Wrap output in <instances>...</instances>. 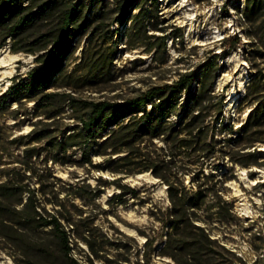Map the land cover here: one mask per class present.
<instances>
[{
    "label": "trees",
    "instance_id": "obj_1",
    "mask_svg": "<svg viewBox=\"0 0 264 264\" xmlns=\"http://www.w3.org/2000/svg\"><path fill=\"white\" fill-rule=\"evenodd\" d=\"M103 1L0 0V48L36 55L34 66L24 75L14 76L0 94V113L16 104L13 117L40 116L31 121L27 144L44 143L43 148L25 147L20 160L23 172L12 169L0 179V238L29 264H61L65 259L69 264H82L70 255L71 233L96 258L101 257L93 230L75 229V213L64 206L60 190L52 189L47 196L42 184L34 185L33 178L39 179L32 158L44 151L43 160L50 158L52 163L125 175L150 170L167 185L170 202L161 253L180 264H221L228 249L211 236L206 225L221 222V215L232 211L216 187L226 178L216 179L215 172H205L204 167L217 169L213 160L219 156H228L242 166L262 165L256 151L244 149L255 141L264 142V86L258 87L256 80L248 85L246 96L253 106L236 136H227L233 132V124L225 116L224 93L214 88L219 67L211 59L198 69L181 72L171 82L121 98L81 97L70 85L58 89L56 83L75 49V37L86 34L89 22L104 18L103 6L97 8ZM114 1L117 20L124 22L136 0ZM134 8L138 11L130 19L134 25L140 20L145 31L150 13L137 5ZM157 10L156 6L155 14ZM243 17L254 26L250 34L255 39L254 50L264 61V0H245ZM239 41L234 36L232 47ZM99 62L94 61V76L107 61ZM29 101L33 102L31 110L20 111ZM155 139L164 145L158 146ZM69 151H78L80 157L69 158ZM94 155L101 156L102 162H94ZM189 173L190 186L183 180ZM85 186L93 196L99 195L96 187L91 189L89 183L79 184V180L67 183L66 194L75 190L72 195L81 198L83 194L77 191ZM118 186L125 192L124 185Z\"/></svg>",
    "mask_w": 264,
    "mask_h": 264
},
{
    "label": "rangeland",
    "instance_id": "obj_2",
    "mask_svg": "<svg viewBox=\"0 0 264 264\" xmlns=\"http://www.w3.org/2000/svg\"><path fill=\"white\" fill-rule=\"evenodd\" d=\"M135 5L150 13L145 31L140 20L134 25L130 19L138 11ZM100 6L105 11L104 18L89 22L86 34L75 37V49L56 83L58 89L70 85L81 97L121 98L154 84L171 82L181 72L198 69L211 59L219 67L214 88L224 93L225 116L233 124L234 130L227 136L237 135L253 106L246 96L248 85L256 80L258 87L264 86V61L256 55L255 39L250 35L254 26L243 17L245 0H136L124 22L117 20L119 10L114 0H104L97 8ZM234 36L240 41L232 47ZM35 56L12 52L8 46L0 48V92L14 76L24 75L34 66ZM103 59L107 61L104 68L94 76V61L100 63ZM32 105V101L25 102L20 111L28 113ZM15 106L0 113V179L12 169L23 172L20 160L25 147H44L41 142L27 144L26 137L33 127L31 121L40 116L25 114L24 119H17L13 117ZM155 142L164 145L161 140ZM244 150L256 151L262 165L242 166L228 156H219L213 160L217 169L204 167L205 172H215L216 179L226 178L216 187L232 211L231 215L223 213L221 222L206 225L211 236L228 249L221 256V264H264V142L255 141ZM44 155L43 151L32 158L39 179L33 178L34 185L42 184L47 196L52 195V189L60 190L64 206L75 213V229L93 230L101 256L96 258L71 233L72 257L82 264H180L161 253L170 202L167 185L159 177L150 170L125 175L52 163L50 158L44 161ZM68 157L77 159L80 153L69 151ZM93 161L100 163L102 157L94 155ZM191 175L183 176L188 186ZM77 180L79 184L89 183L91 189L96 187L99 195L93 196L88 186L77 191L83 194L81 198L72 195L75 190L66 194L67 183ZM119 184L125 186V192H121ZM46 206L51 208V204ZM80 209L82 214L78 215ZM0 264L29 263L0 238ZM61 264L69 263L65 259Z\"/></svg>",
    "mask_w": 264,
    "mask_h": 264
},
{
    "label": "water",
    "instance_id": "obj_3",
    "mask_svg": "<svg viewBox=\"0 0 264 264\" xmlns=\"http://www.w3.org/2000/svg\"><path fill=\"white\" fill-rule=\"evenodd\" d=\"M7 87H8V86H7ZM7 87H6V88H7ZM6 88H5L3 91H1L0 94H1L2 92H4V91L6 90Z\"/></svg>",
    "mask_w": 264,
    "mask_h": 264
}]
</instances>
